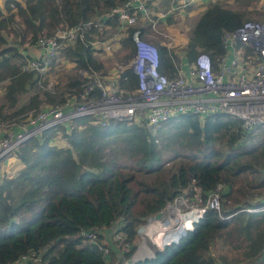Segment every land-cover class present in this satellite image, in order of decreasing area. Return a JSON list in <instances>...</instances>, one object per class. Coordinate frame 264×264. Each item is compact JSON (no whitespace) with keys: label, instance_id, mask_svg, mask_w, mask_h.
Masks as SVG:
<instances>
[{"label":"trees","instance_id":"16d2710c","mask_svg":"<svg viewBox=\"0 0 264 264\" xmlns=\"http://www.w3.org/2000/svg\"><path fill=\"white\" fill-rule=\"evenodd\" d=\"M125 1L3 0L0 122L16 126L46 106L78 97L95 74H106L111 65L96 55L94 37L116 29L117 18L104 17L109 28L91 26L81 39L64 44L44 74L21 68L26 55L19 45H31L59 25L101 16ZM247 16L243 9L209 2L183 46L186 57L201 50L215 60L225 51L224 32L252 18ZM134 29L119 39L126 50L115 54L117 60L132 56ZM140 29L146 37L147 27ZM60 55L71 69L46 88V76ZM159 55V69L172 74L166 46L159 45ZM81 69L91 77H82ZM117 81L123 88L135 85L129 69ZM60 133L67 140L64 146L52 142ZM11 153L23 165L0 179V264H32L31 254L40 264H264V212L239 210L264 198V125L250 133L239 118L225 113L178 114L156 126L114 119L102 123L85 115L29 137ZM218 183L224 185L219 210L206 209L164 251L131 260L140 224L176 198L191 200L199 194L205 202ZM118 225L125 233L124 247L117 246V252L111 244L105 253V234ZM83 233L96 236L93 240ZM218 239L235 251L218 253Z\"/></svg>","mask_w":264,"mask_h":264},{"label":"built area","instance_id":"2783aa9c","mask_svg":"<svg viewBox=\"0 0 264 264\" xmlns=\"http://www.w3.org/2000/svg\"><path fill=\"white\" fill-rule=\"evenodd\" d=\"M194 1L126 0L105 12L104 16H95L72 25L62 24L52 34L39 36L33 45L43 51L38 56L26 55L21 68L35 70L40 74L48 71L51 58L59 54L61 47L81 39L86 28H109L104 17L116 16L118 23L116 33L103 42V47L108 48L111 41L119 40L132 26L135 28L132 33L134 52L125 65L116 71L109 70L104 75L95 74L78 97H71L57 106H46L35 114L27 115L16 127L8 129L0 136V159L17 149L29 137L85 115L101 120L102 123L114 119L156 126L178 114L190 113L203 117L225 113L239 118L243 130L247 132L264 125V21L246 19L233 31L224 32L225 51L215 60L200 49L189 60L184 52L178 54L173 39L161 26L168 17L186 9ZM143 24L148 33L158 34L166 42L158 44L141 37L140 28ZM159 45L166 46L168 50L173 65L172 74L159 69ZM124 69H129L135 77V85L131 88L118 85L117 77ZM84 76L91 77V74L85 72ZM223 189L224 185L218 183L208 193L205 202L199 194L191 200L176 198L174 205L169 202L164 210L140 224L137 227L136 242L138 230L142 228L145 234H151L155 249L148 247L139 259L152 257L157 250H163L166 245L179 240L180 236L169 239L161 248L158 233L177 228L178 218L183 214L193 212L189 227L192 228L193 222L206 209L219 210ZM184 204L185 208H181ZM239 210L248 213L264 212V202L253 203ZM234 213L226 217H231ZM112 233L116 245L123 248L125 233L121 230V225L114 226ZM83 234L93 240L96 236L94 233ZM107 251L106 247L105 253ZM29 258L33 260L32 264H40L39 258L34 254Z\"/></svg>","mask_w":264,"mask_h":264},{"label":"rangeland","instance_id":"374dc122","mask_svg":"<svg viewBox=\"0 0 264 264\" xmlns=\"http://www.w3.org/2000/svg\"><path fill=\"white\" fill-rule=\"evenodd\" d=\"M218 1L228 7H231L233 9H243L244 12H247V17H252V19H257L264 21V0H213ZM187 9L184 11L176 12L170 16V20H168L166 23L162 24V28L166 31V33L173 39V42L175 43V48L180 54L183 52V46L186 44L187 37L189 35V32L193 25L195 24L200 11H198L196 14H193L190 16L187 15ZM251 13V14H250ZM115 29H108L103 30L102 32H99V36H95L94 39H97L98 41H95V44L98 45L95 47L96 55L101 57L106 63L111 65L110 71L114 72L116 71L120 66L125 65V59L117 60L115 54L118 53V55H122L126 49H122L120 40H115L108 48L103 47V42L107 40L108 38L112 37L115 34ZM8 39H11V35H7ZM146 37L158 44H161V42H166L165 39L158 34L155 33H146ZM121 38V37H119ZM118 38V39H119ZM102 46V47H101ZM63 60L62 55L59 56V58L55 61L56 65L51 67V69L48 72L47 78V84L46 88H52L53 85L58 81L60 73L61 72H68L71 69V63L67 62L66 64H61V61ZM63 65V66H62ZM66 67V68H64ZM109 71V72H110ZM85 72H88L86 70H79V74L83 77ZM117 73V72H116ZM57 80V81H56ZM56 81V82H55ZM3 85L4 82L1 81L0 84V95L3 92ZM1 97V96H0ZM256 132V129L253 131H250V133ZM53 143H59L58 145H66L67 140L65 137L62 136L60 133L58 136L53 138ZM258 203L264 202V198L259 197L257 201ZM256 201V202H257ZM221 202V200H220ZM172 205H174V201L172 202ZM181 208H185V204L180 206ZM164 210V209H163ZM180 218V217H179ZM178 218V219H179ZM177 219V218H176ZM183 223V221H181ZM184 224V223H183ZM113 229V228H112ZM109 230V229H108ZM138 241L136 250L133 253L131 260H137L139 257L143 254V252L148 248L155 249V246L153 244V241L151 240V234L148 235L145 234V230L140 228L138 230ZM160 234V235H159ZM106 237L103 240L107 243V248L109 245H116V242L113 239V233L105 234ZM159 237H162V234L158 233ZM169 239V237L166 238V240ZM164 241L165 239H161ZM152 241V242H151ZM159 244L161 242L159 241ZM229 244H222V241L220 239L215 241V250L219 253V251H224V254H230V249L233 250L232 247L228 246ZM235 251V250H233ZM263 260V259H262ZM126 262L124 261L123 264Z\"/></svg>","mask_w":264,"mask_h":264},{"label":"crops","instance_id":"0c3cea01","mask_svg":"<svg viewBox=\"0 0 264 264\" xmlns=\"http://www.w3.org/2000/svg\"><path fill=\"white\" fill-rule=\"evenodd\" d=\"M23 2V0H20ZM213 0H195L192 4H190L186 9V13L188 16L191 17V15L196 14L198 11L200 13L205 9L206 5ZM3 4V0H0V7ZM185 10V9H184ZM182 10V11H184ZM180 12V11H179ZM199 13V15H200ZM167 22V21H166ZM19 50L22 51V53H25V55L28 56H38L43 50L33 44H21L19 45ZM98 46V45H96ZM64 59L61 61V64H63ZM2 95V93H1ZM15 124H9V123H1L0 122V136L6 133V131L14 126ZM59 144V143H56ZM23 163L20 161V159L13 153H9L2 157L0 159V179L3 175H14L17 173V171L22 167ZM114 249L118 252L117 245H113ZM224 251H219V253H222ZM222 264V263H220Z\"/></svg>","mask_w":264,"mask_h":264},{"label":"bare ground","instance_id":"6f19581e","mask_svg":"<svg viewBox=\"0 0 264 264\" xmlns=\"http://www.w3.org/2000/svg\"><path fill=\"white\" fill-rule=\"evenodd\" d=\"M192 216H193V212H188L183 214L181 218H179V223H178L179 225L177 226V228L169 232L163 231L162 237L159 238L161 242L160 247L163 248V243L168 241L169 239L176 237L178 238L179 236H181L191 226ZM181 221H183L184 224ZM167 237H169V239L166 240ZM161 239H165V240L162 241Z\"/></svg>","mask_w":264,"mask_h":264},{"label":"clouds","instance_id":"9594fccd","mask_svg":"<svg viewBox=\"0 0 264 264\" xmlns=\"http://www.w3.org/2000/svg\"><path fill=\"white\" fill-rule=\"evenodd\" d=\"M188 229H191V228H188ZM180 238V237H179ZM164 249H165V247H164ZM164 249L163 250H157V251H164Z\"/></svg>","mask_w":264,"mask_h":264},{"label":"water","instance_id":"95a60500","mask_svg":"<svg viewBox=\"0 0 264 264\" xmlns=\"http://www.w3.org/2000/svg\"><path fill=\"white\" fill-rule=\"evenodd\" d=\"M262 257H264V256H262ZM120 259H118V261H119ZM131 260H128V262H130ZM119 264H123V263H119Z\"/></svg>","mask_w":264,"mask_h":264}]
</instances>
